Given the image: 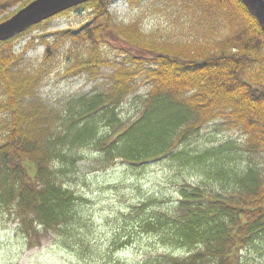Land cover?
I'll list each match as a JSON object with an SVG mask.
<instances>
[{
  "label": "rangeland",
  "instance_id": "374dc122",
  "mask_svg": "<svg viewBox=\"0 0 264 264\" xmlns=\"http://www.w3.org/2000/svg\"><path fill=\"white\" fill-rule=\"evenodd\" d=\"M20 6L11 5L0 19ZM211 6L201 0H111L110 25L116 32L136 24L139 39L133 44L114 34L103 43L68 39L48 47L42 34L52 41L54 32L93 21L87 6L67 9L12 38L16 69L38 78L28 106L39 107L50 121L52 165L63 170L60 178L74 205L65 206L69 218L62 228L33 223L36 245L31 247L12 204L15 176L0 164V264H160L164 253L184 257L188 248L171 242L175 228L165 221L195 204V187L233 199L264 181V151L247 147L245 131L225 115L210 118L173 149L199 114L163 92L151 96L145 71L155 54L139 46L200 51L236 35L240 18ZM96 50L101 61L113 64L70 70L91 60ZM128 53L138 57L132 63L138 72L135 88L122 102L105 104L114 63ZM220 213L225 219V211ZM241 260L264 264V228L247 242Z\"/></svg>",
  "mask_w": 264,
  "mask_h": 264
},
{
  "label": "trees",
  "instance_id": "16d2710c",
  "mask_svg": "<svg viewBox=\"0 0 264 264\" xmlns=\"http://www.w3.org/2000/svg\"><path fill=\"white\" fill-rule=\"evenodd\" d=\"M31 1L0 0V16L11 5L20 2L21 9ZM201 1L212 2L211 7L237 15L240 18L237 34L211 46L202 45L200 51L172 44L139 46L155 54L151 67L145 71L147 81L152 83L151 96L163 92L168 98L184 101L199 114L198 120L176 138L172 148L210 118L225 115L233 126L245 131L247 147L264 151V30L242 0ZM110 3L111 0H90L76 6L91 7L93 21L83 28L54 32L52 41L42 34L45 43L48 47L68 39L103 43L108 35L114 34L122 35L132 44L138 43L136 24L118 27L114 32L110 25ZM12 15L4 16L0 22ZM32 43L31 40L26 49ZM95 53L91 60L74 64L70 70L113 64L101 61L99 50ZM128 55L123 62L114 63L113 84L105 104L122 102L135 88L138 72L132 63L138 57ZM18 60L12 39L0 41V164L15 176L11 186L13 208L27 228L30 246L34 247L36 236L32 224L62 228L69 218L65 206L74 205L71 203L74 195L63 187L60 178L63 170L56 172L52 165L47 137L50 121L39 107L31 110L28 106L38 78L17 70ZM193 192L199 198L195 204L185 210L180 208L179 213L173 214L174 219L169 217L165 221V226L170 224L175 228L171 242L188 248V255L164 253L160 264H242L241 251L264 228V181L233 199L209 196L207 191L196 187ZM220 209L225 211V219H221Z\"/></svg>",
  "mask_w": 264,
  "mask_h": 264
},
{
  "label": "water",
  "instance_id": "95a60500",
  "mask_svg": "<svg viewBox=\"0 0 264 264\" xmlns=\"http://www.w3.org/2000/svg\"><path fill=\"white\" fill-rule=\"evenodd\" d=\"M90 0H33L15 14L0 22V41L23 33L58 13ZM264 30V0H242Z\"/></svg>",
  "mask_w": 264,
  "mask_h": 264
}]
</instances>
